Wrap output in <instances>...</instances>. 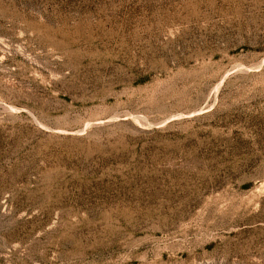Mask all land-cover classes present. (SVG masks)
Here are the masks:
<instances>
[{
    "label": "rangeland",
    "instance_id": "1",
    "mask_svg": "<svg viewBox=\"0 0 264 264\" xmlns=\"http://www.w3.org/2000/svg\"><path fill=\"white\" fill-rule=\"evenodd\" d=\"M0 264H264V0H0Z\"/></svg>",
    "mask_w": 264,
    "mask_h": 264
}]
</instances>
